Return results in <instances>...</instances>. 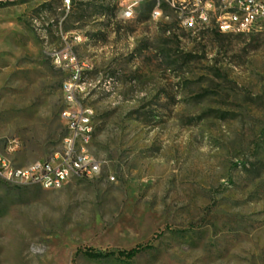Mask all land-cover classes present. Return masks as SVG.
Segmentation results:
<instances>
[{
  "label": "rangeland",
  "instance_id": "374dc122",
  "mask_svg": "<svg viewBox=\"0 0 264 264\" xmlns=\"http://www.w3.org/2000/svg\"><path fill=\"white\" fill-rule=\"evenodd\" d=\"M237 1L213 0L212 26ZM126 4L0 0V150L19 139L21 165L61 150L68 49L96 86L83 103L102 163L57 189L0 179V264H264V22L193 33L173 2L128 19ZM149 241L131 260L73 261Z\"/></svg>",
  "mask_w": 264,
  "mask_h": 264
},
{
  "label": "built area",
  "instance_id": "2783aa9c",
  "mask_svg": "<svg viewBox=\"0 0 264 264\" xmlns=\"http://www.w3.org/2000/svg\"><path fill=\"white\" fill-rule=\"evenodd\" d=\"M125 1L127 4L123 9V17L132 18L135 8L142 0ZM167 1L173 2L174 8L182 11V14L186 13L183 24L193 33L212 28L227 34L249 33L264 22V1L238 0L231 9H239V16H228L227 10L215 17L213 26L211 17L216 13L213 0H207V5H200V0H188L193 5L188 10L184 5L186 0ZM156 11L160 9L155 8L152 13ZM54 62L63 70L69 71L62 87L66 104L60 112L65 126L61 150L49 159L21 165L14 160H7V153L16 154L22 148L21 141L14 138V145L4 146L0 150V178H8L9 183L50 190L62 187L73 178L94 179L101 173V161H93L86 153V145H92L95 135V111L83 103L90 90L96 87L83 78L88 65L68 49L55 52ZM83 158H90V165H83Z\"/></svg>",
  "mask_w": 264,
  "mask_h": 264
},
{
  "label": "trees",
  "instance_id": "16d2710c",
  "mask_svg": "<svg viewBox=\"0 0 264 264\" xmlns=\"http://www.w3.org/2000/svg\"><path fill=\"white\" fill-rule=\"evenodd\" d=\"M205 1V0H204ZM168 32H171V29L167 30ZM218 34V32H214ZM152 241H149L146 244H140L136 247L130 249V250H114V249H105V250H97L94 248H84V249H78L74 256L73 261L79 256L84 255L90 259L100 260V259H108V258H114V257H124L126 259H134L142 252L152 249Z\"/></svg>",
  "mask_w": 264,
  "mask_h": 264
},
{
  "label": "bare ground",
  "instance_id": "6f19581e",
  "mask_svg": "<svg viewBox=\"0 0 264 264\" xmlns=\"http://www.w3.org/2000/svg\"><path fill=\"white\" fill-rule=\"evenodd\" d=\"M259 1H264V0H259ZM200 5H207V0H200ZM156 13V12H155ZM228 16H239V9H230L228 11ZM74 56H77L76 54H74ZM64 102L66 104V96L64 95ZM9 146H12V145H9ZM89 147L90 145H86V153H87V156L88 157H91V159L93 161H96L89 153ZM7 160H11L7 157ZM83 165H90V158H83ZM2 180H5L7 182H9V179L8 178H0ZM57 188H60V187H57Z\"/></svg>",
  "mask_w": 264,
  "mask_h": 264
}]
</instances>
